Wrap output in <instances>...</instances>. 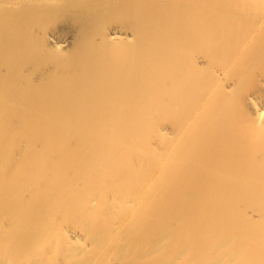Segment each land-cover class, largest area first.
Returning a JSON list of instances; mask_svg holds the SVG:
<instances>
[{"label":"bare ground","instance_id":"1","mask_svg":"<svg viewBox=\"0 0 264 264\" xmlns=\"http://www.w3.org/2000/svg\"><path fill=\"white\" fill-rule=\"evenodd\" d=\"M0 264H264V0H0Z\"/></svg>","mask_w":264,"mask_h":264}]
</instances>
